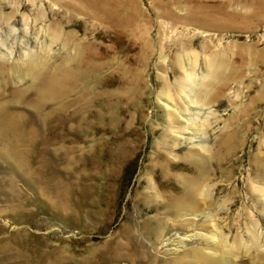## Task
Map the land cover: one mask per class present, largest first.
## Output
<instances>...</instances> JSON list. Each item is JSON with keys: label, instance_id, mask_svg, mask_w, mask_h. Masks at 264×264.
Instances as JSON below:
<instances>
[{"label": "rangeland", "instance_id": "obj_1", "mask_svg": "<svg viewBox=\"0 0 264 264\" xmlns=\"http://www.w3.org/2000/svg\"><path fill=\"white\" fill-rule=\"evenodd\" d=\"M0 264H264V0H0Z\"/></svg>", "mask_w": 264, "mask_h": 264}, {"label": "bare ground", "instance_id": "obj_2", "mask_svg": "<svg viewBox=\"0 0 264 264\" xmlns=\"http://www.w3.org/2000/svg\"><path fill=\"white\" fill-rule=\"evenodd\" d=\"M53 80H55V83H53L52 82V80H51V87H53V86H55V85H57L58 83H57V80L56 79H54L53 78ZM57 83V84H56ZM50 87V88H51ZM3 115H4V113H3ZM2 115V116H3ZM1 116V117H2ZM19 121V117H18V115H17V113H9V114H6L4 117H3V119L1 118V122H2V124L3 125H15V124H17V122ZM202 183V182H201ZM202 187V186H201ZM207 193V192H206ZM150 195V194H149ZM156 195V194H155ZM154 196V195H153ZM192 196H194V198L193 199H195L196 201H197V203H199V201H198V199H197V197H199V200L200 201H202V199L203 200H207L206 199V195H205V192L203 191V188L202 189H199V187L198 188H196V189H194L193 191H192ZM199 204H201V203H199ZM206 205L207 203L204 201L203 202V205ZM184 205V204H183ZM196 207V206H195ZM147 262V261H146Z\"/></svg>", "mask_w": 264, "mask_h": 264}]
</instances>
